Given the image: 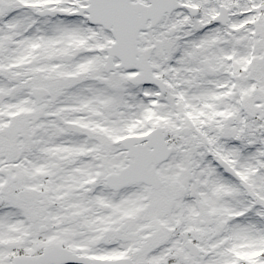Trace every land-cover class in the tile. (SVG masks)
<instances>
[{
    "label": "snow or ice",
    "instance_id": "1",
    "mask_svg": "<svg viewBox=\"0 0 264 264\" xmlns=\"http://www.w3.org/2000/svg\"><path fill=\"white\" fill-rule=\"evenodd\" d=\"M0 264H264V0H0Z\"/></svg>",
    "mask_w": 264,
    "mask_h": 264
}]
</instances>
